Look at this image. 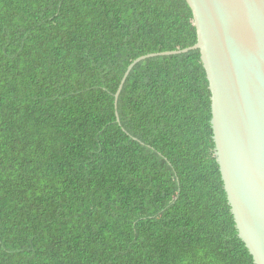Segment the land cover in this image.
I'll return each instance as SVG.
<instances>
[{
    "label": "trees",
    "instance_id": "1",
    "mask_svg": "<svg viewBox=\"0 0 264 264\" xmlns=\"http://www.w3.org/2000/svg\"><path fill=\"white\" fill-rule=\"evenodd\" d=\"M197 42L186 0H0V264H255L201 52L116 109Z\"/></svg>",
    "mask_w": 264,
    "mask_h": 264
},
{
    "label": "water",
    "instance_id": "2",
    "mask_svg": "<svg viewBox=\"0 0 264 264\" xmlns=\"http://www.w3.org/2000/svg\"><path fill=\"white\" fill-rule=\"evenodd\" d=\"M198 32L193 47L147 58L199 50L209 81L215 157L239 238L255 264H264V0H186ZM118 121L119 115L117 113Z\"/></svg>",
    "mask_w": 264,
    "mask_h": 264
}]
</instances>
